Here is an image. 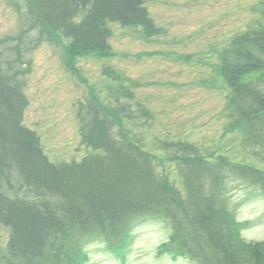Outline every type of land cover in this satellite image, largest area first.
<instances>
[{
    "label": "rangeland",
    "instance_id": "rangeland-1",
    "mask_svg": "<svg viewBox=\"0 0 264 264\" xmlns=\"http://www.w3.org/2000/svg\"><path fill=\"white\" fill-rule=\"evenodd\" d=\"M31 1L0 0V45L12 60L21 49L23 124L38 135L52 163L76 164L102 153L84 140L82 126L106 110L114 119L110 135L148 155L155 182H163L173 197L172 215L200 252L196 261L164 251L179 228L152 215L132 232L124 262L111 251L113 239L77 235L92 242L85 249L87 264H218L206 234L185 215L188 206L182 203L191 183L184 176L192 169L193 190L219 212L213 228L229 226L223 212L251 222L240 240L257 250L236 243L235 264H264V148L245 139L249 122L232 109L222 71L238 40L264 28V0H143L151 27L108 21V51L77 57L68 54L72 40L63 33L54 40L38 38L37 31L23 34ZM243 78L264 91V70ZM257 126L256 133L261 128L264 134V119ZM239 168L255 172L242 175ZM10 194L22 193L16 186ZM11 237V229L0 224V264H21L9 253Z\"/></svg>",
    "mask_w": 264,
    "mask_h": 264
},
{
    "label": "trees",
    "instance_id": "trees-1",
    "mask_svg": "<svg viewBox=\"0 0 264 264\" xmlns=\"http://www.w3.org/2000/svg\"><path fill=\"white\" fill-rule=\"evenodd\" d=\"M31 2L24 16L23 34L37 31L38 38L54 40L55 33H63L72 40L68 47L72 57L107 52L108 21L145 28L153 25L143 0ZM4 46L0 45V224L12 231L11 257L21 264H84L87 256L82 246L91 240L77 237L80 234L113 239L111 251L120 255L132 226L142 218L160 215L173 229L179 228L164 251L197 261L200 252L194 248V237L182 231L171 213V192L163 182H155L148 155L136 143L124 139L119 142L110 135L114 119L109 118L106 110H98L95 118L82 126L84 140L102 153L76 164L56 165L48 159L38 135L23 124L27 99L22 91L23 73L17 69L19 64L23 67L21 49L12 60ZM263 70L264 28L241 37L233 58L229 56L223 61L222 69L233 94L232 109L249 122L245 139L262 148L264 134L261 128L256 133V127L264 119V91L254 88L243 77ZM239 169L242 175L255 172L251 168ZM191 172L184 178L193 184L195 170ZM253 181L262 182L255 178ZM191 184H187L188 200L182 203L188 206L185 215L206 234L217 253L218 264L224 260L235 264L239 260L236 243L238 249L257 250L241 242L248 222H239L235 214L220 212L229 226L222 230L213 228L219 212L210 199L200 200L198 190H193ZM16 186L22 194L12 197L10 192ZM70 247L74 256L71 263Z\"/></svg>",
    "mask_w": 264,
    "mask_h": 264
}]
</instances>
